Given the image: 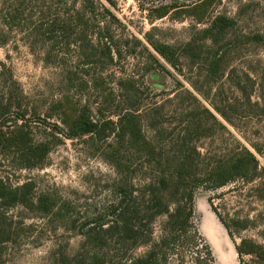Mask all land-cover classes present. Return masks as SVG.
<instances>
[{
  "label": "rangeland",
  "instance_id": "1",
  "mask_svg": "<svg viewBox=\"0 0 264 264\" xmlns=\"http://www.w3.org/2000/svg\"><path fill=\"white\" fill-rule=\"evenodd\" d=\"M198 2L0 0V177L29 184L27 204L10 210L21 230L0 264L135 263L165 217L133 218L126 235L116 213L150 207L155 192L167 209L192 201L215 264H257L236 247H264V0H219L199 18ZM62 105L87 112L98 131L68 136ZM128 113L134 134L120 127ZM18 134L46 145L37 163L28 146L9 148ZM236 161L247 175L215 187Z\"/></svg>",
  "mask_w": 264,
  "mask_h": 264
},
{
  "label": "trees",
  "instance_id": "2",
  "mask_svg": "<svg viewBox=\"0 0 264 264\" xmlns=\"http://www.w3.org/2000/svg\"><path fill=\"white\" fill-rule=\"evenodd\" d=\"M219 0H200L193 6V13L200 16H205L210 13L211 9ZM60 118L62 123L70 130L68 136L73 137L86 133L98 131V123L91 119L85 111H78L77 107L74 110L62 105L60 110ZM136 117L132 113H128L121 120L120 127L123 132L134 134L137 131ZM138 131L139 128H138ZM8 136L9 148L18 146L20 143L28 146L25 153L28 157V162L37 163L42 155L47 151L46 145L33 146L29 144L30 139L24 135ZM28 136V135H27ZM34 156H38L33 159ZM34 160V161H33ZM248 169L244 168L242 161H236L231 167L230 173L226 175L221 172L217 178L218 182L214 185L219 187L225 185L234 177L246 176ZM29 184H24L15 188H11L6 183L5 178L0 177V260L3 257L7 246L14 242L20 235V221H16L10 210L16 205L25 206L29 201ZM164 198L162 194L153 193L150 202V207L142 205L136 207L131 203L123 204L116 213V218L120 219L124 225V233L126 235L132 233V220L140 215L145 216L153 210L154 216L165 217L161 222V231L158 240L153 244L152 249L147 255L136 259L135 263L130 264H157L160 254L169 255L177 258V264H215V259L210 249V246L203 240L199 234L194 222V207L190 200H178L173 209L161 207ZM240 257L250 255L257 264H264V247L253 241L243 239L236 247ZM128 264V263H126Z\"/></svg>",
  "mask_w": 264,
  "mask_h": 264
},
{
  "label": "bare ground",
  "instance_id": "3",
  "mask_svg": "<svg viewBox=\"0 0 264 264\" xmlns=\"http://www.w3.org/2000/svg\"><path fill=\"white\" fill-rule=\"evenodd\" d=\"M207 229H208V234L211 239L215 241V246L220 251L221 256L227 258L231 253H230V247L227 245L224 235L222 233V230L218 223L212 219L211 217H208V222H207ZM216 248V250H217Z\"/></svg>",
  "mask_w": 264,
  "mask_h": 264
}]
</instances>
